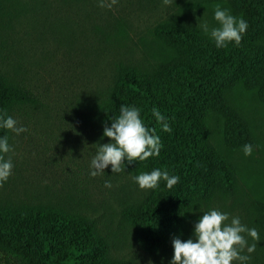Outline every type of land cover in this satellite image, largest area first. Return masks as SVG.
I'll list each match as a JSON object with an SVG mask.
<instances>
[{"label": "rangeland", "instance_id": "1", "mask_svg": "<svg viewBox=\"0 0 264 264\" xmlns=\"http://www.w3.org/2000/svg\"><path fill=\"white\" fill-rule=\"evenodd\" d=\"M216 6L197 0H118L111 8L100 7L98 0H0V70L37 99L14 116L27 132L10 133L14 151L7 155L13 169L0 186V204L28 202L94 217L130 264H168L172 240L145 253L120 215L149 190L140 189L125 171L112 173L110 165L96 176L89 174L97 145L108 142L94 108L106 96L117 63L149 67L167 54L153 39L155 25L174 21L202 30L199 25L207 22L210 29L218 27ZM227 102L247 123L253 152L227 150L224 120L210 123L208 141L233 164L235 188L198 207L179 237L188 239L201 212L216 208L257 229L259 241L246 237L256 243L249 264H264V230L254 210L256 202L264 201V105L240 90L229 93Z\"/></svg>", "mask_w": 264, "mask_h": 264}, {"label": "trees", "instance_id": "2", "mask_svg": "<svg viewBox=\"0 0 264 264\" xmlns=\"http://www.w3.org/2000/svg\"><path fill=\"white\" fill-rule=\"evenodd\" d=\"M197 1L223 6L248 22L240 45L230 43L218 49L208 34L193 26L158 23L152 36L167 54L149 67L117 63L106 96L94 108L102 135L125 104L140 109L145 126L154 128L161 139L158 157L126 162V173L136 176L161 168L180 178L171 189L161 181L142 202L121 210L124 222L136 231L139 247L148 254L180 236L198 207L234 190L233 164L207 138L210 123L222 118L227 150L251 142L248 125L228 104V94L251 93L264 105V0ZM36 103L27 86L13 82L0 70V109L14 118ZM153 107L168 118L170 132L161 129ZM5 131L0 129V135ZM254 210L264 230V201L256 202ZM0 264L130 262L116 253L110 232L94 217L22 202L0 204Z\"/></svg>", "mask_w": 264, "mask_h": 264}, {"label": "clouds", "instance_id": "3", "mask_svg": "<svg viewBox=\"0 0 264 264\" xmlns=\"http://www.w3.org/2000/svg\"><path fill=\"white\" fill-rule=\"evenodd\" d=\"M168 3V0H164ZM100 7L111 8L118 0H98ZM213 19L218 27L208 26L207 22L199 25L202 31L209 35L216 48H226L230 43L239 46L248 28V22L242 17L233 16L228 9L217 5L213 11ZM152 115L161 129L170 132L168 118L155 107ZM0 129L5 134L0 135V186L12 174L13 162L7 154L14 151L9 143L8 132L20 135L27 128L19 125L17 120L0 109ZM103 136L110 138L109 142L98 144L95 155L90 161L91 176L104 172L111 166L112 173L124 171L126 162L145 161L149 157H158L162 148L160 137L154 128H147L140 114V109L132 105L121 104L119 115L111 119L110 126H105ZM244 155H251L253 146L243 145ZM179 176L170 175L167 169L153 168L150 172H140L134 177L137 186L142 190H155L160 182L171 189L179 182ZM105 187L110 188V181H105ZM199 212H201L198 209ZM194 224L192 235L182 240L179 236L172 239L173 254L168 264H249L256 249V243H249L246 237L259 241L260 236L255 227H248L241 222L239 216H231L216 208L201 212ZM246 234V235H245Z\"/></svg>", "mask_w": 264, "mask_h": 264}]
</instances>
